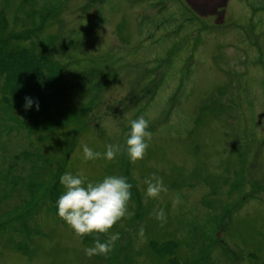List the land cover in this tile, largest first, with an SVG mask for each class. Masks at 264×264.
<instances>
[{
	"label": "rangeland",
	"instance_id": "obj_1",
	"mask_svg": "<svg viewBox=\"0 0 264 264\" xmlns=\"http://www.w3.org/2000/svg\"><path fill=\"white\" fill-rule=\"evenodd\" d=\"M80 171L132 185L107 256L58 216ZM0 264H264V0H0Z\"/></svg>",
	"mask_w": 264,
	"mask_h": 264
},
{
	"label": "clouds",
	"instance_id": "obj_2",
	"mask_svg": "<svg viewBox=\"0 0 264 264\" xmlns=\"http://www.w3.org/2000/svg\"><path fill=\"white\" fill-rule=\"evenodd\" d=\"M32 101L29 99L26 107ZM130 133L126 139V152L131 162L142 160L147 153L152 140V133L148 130L149 120L143 116L130 121ZM119 144L107 145L106 153L93 151L87 145L83 146L84 158L95 160L106 158L114 160L118 153L122 152ZM60 183L65 191L59 196L58 216L64 220L78 237L96 234L107 236L104 242L99 238L94 241V246L85 249V254L89 257L93 255H105L113 250L115 241L119 239V233H111L110 230L125 217H130L129 202L132 197V185L127 177L108 175L102 180L92 182L87 179L86 174L80 171L76 174L65 173L60 177ZM146 197L156 199L162 192L168 189L164 185L163 179L152 174L150 179H146ZM179 199L174 200V204ZM158 220H165V213L161 209L156 213ZM141 235L143 228L140 229Z\"/></svg>",
	"mask_w": 264,
	"mask_h": 264
}]
</instances>
